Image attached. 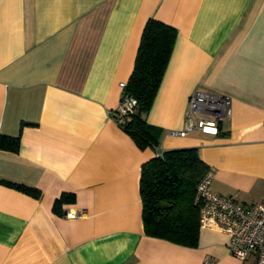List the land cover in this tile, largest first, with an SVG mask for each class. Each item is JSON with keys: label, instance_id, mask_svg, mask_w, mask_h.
<instances>
[{"label": "crops", "instance_id": "obj_1", "mask_svg": "<svg viewBox=\"0 0 264 264\" xmlns=\"http://www.w3.org/2000/svg\"><path fill=\"white\" fill-rule=\"evenodd\" d=\"M149 18L176 30L145 115L159 149L196 146L212 191L264 199V0H0V134L19 137L0 148V264H257L221 230L199 227L195 245L144 230L140 171L156 150L109 111ZM197 89L228 96L231 114L217 134L179 136Z\"/></svg>", "mask_w": 264, "mask_h": 264}, {"label": "trees", "instance_id": "obj_2", "mask_svg": "<svg viewBox=\"0 0 264 264\" xmlns=\"http://www.w3.org/2000/svg\"><path fill=\"white\" fill-rule=\"evenodd\" d=\"M176 37L174 27L157 19L146 20L134 58L133 69L125 91L137 105L121 125L140 147L160 143L161 129L146 121L161 82ZM19 137L0 134V148L17 149ZM209 167L198 154L196 146L163 150L141 165L139 191L144 230L177 243L195 245L199 236L200 204L195 202L196 185ZM6 184L39 195L33 187L5 181ZM73 199L72 193H62L54 201L59 210L62 202Z\"/></svg>", "mask_w": 264, "mask_h": 264}, {"label": "built area", "instance_id": "obj_3", "mask_svg": "<svg viewBox=\"0 0 264 264\" xmlns=\"http://www.w3.org/2000/svg\"><path fill=\"white\" fill-rule=\"evenodd\" d=\"M127 81L119 82L120 99L109 111L111 118L122 125L137 105L136 99L125 91ZM231 114L229 97L200 90L193 91L188 100L184 126L175 133L186 136L199 130L206 134H217L219 122ZM156 155H161L159 147ZM213 171L208 169L196 185L195 202L200 204L199 227L221 230L228 235L227 248L240 260L254 255L257 264H264V199L254 204H244L232 196L222 195L211 189ZM69 218L78 217L76 210L67 211Z\"/></svg>", "mask_w": 264, "mask_h": 264}]
</instances>
